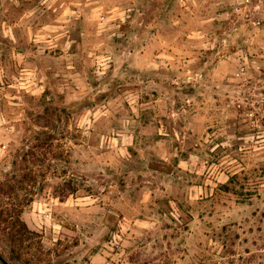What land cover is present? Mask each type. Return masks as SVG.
<instances>
[{
    "label": "clouds",
    "instance_id": "1",
    "mask_svg": "<svg viewBox=\"0 0 264 264\" xmlns=\"http://www.w3.org/2000/svg\"><path fill=\"white\" fill-rule=\"evenodd\" d=\"M0 264H264V0H0Z\"/></svg>",
    "mask_w": 264,
    "mask_h": 264
},
{
    "label": "rangeland",
    "instance_id": "2",
    "mask_svg": "<svg viewBox=\"0 0 264 264\" xmlns=\"http://www.w3.org/2000/svg\"><path fill=\"white\" fill-rule=\"evenodd\" d=\"M44 119H48V120H51V117L49 116H45ZM28 177L26 176L25 179H27Z\"/></svg>",
    "mask_w": 264,
    "mask_h": 264
}]
</instances>
